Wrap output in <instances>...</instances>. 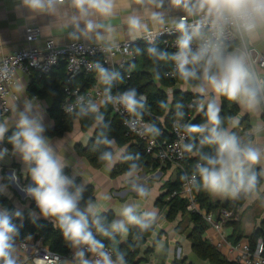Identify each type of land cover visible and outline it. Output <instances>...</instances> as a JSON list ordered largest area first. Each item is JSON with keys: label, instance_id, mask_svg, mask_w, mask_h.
I'll use <instances>...</instances> for the list:
<instances>
[{"label": "crops", "instance_id": "0c3cea01", "mask_svg": "<svg viewBox=\"0 0 264 264\" xmlns=\"http://www.w3.org/2000/svg\"><path fill=\"white\" fill-rule=\"evenodd\" d=\"M152 11L163 13L165 22L163 24L152 23L149 19V14ZM181 15L183 13L180 10L169 6L168 0H164L163 7L159 9L150 5L147 0H144L143 3H137L136 0H115L113 14L110 17L105 18L99 15L88 17L94 24L103 25V27L96 28L91 33H85V22L78 18L79 13L72 7L71 0H65L63 4L57 5L56 10L51 13L32 12L24 6L23 0H0V59L22 48H42L50 39L61 46L72 42L114 45L124 41H137L141 40L146 31H131L127 23L129 17L138 16L142 22L148 25V30L158 31L173 24V21L178 20ZM73 17H77V19L74 20ZM28 27L41 29V36L33 43L26 40ZM98 35L103 39H98ZM238 44L239 40L232 48ZM249 48H254L256 52L264 54V37L249 44ZM249 66L259 77V80L264 82V68L260 66L252 68L250 63ZM36 73L31 75L21 71L17 73L15 84L11 88L12 94L8 98L11 110L7 115L0 117V124H4L7 129L0 142L5 141V137L10 131L18 128L21 113L30 119H38L43 128L42 135L47 139L53 154L64 165L63 170L68 171V174L65 175L72 181L69 189L75 179H79L77 184V189L81 190L79 195H82L89 186L93 188L94 200L92 203L96 205V209L95 212L88 213L87 216L93 218L103 213L113 212L111 232L115 233L116 231L112 228L113 223L123 222L125 227L124 231H120V243L128 241L130 226L137 224L126 220L122 215L123 208L132 207L133 214L137 216L139 223H144L149 219L153 221L152 232L142 249V257L146 258L140 264H174L179 258L186 260L188 264H214L209 259H201L195 252L190 237L194 226L189 215L179 214L175 220H170L167 208H163L159 204V198L167 191L165 184L176 180L178 170H173L171 167L164 170L162 166L158 168L150 166L147 169H139L113 177L111 172L114 166L128 150L127 146L119 147L114 141L111 143V147L114 148L113 143L116 144L117 154L115 151L112 159L102 168H95L85 156L77 151V145L87 146L90 143L95 127L83 131L81 122L75 120L72 131L66 132L63 136L50 134V130L55 125V120L49 113L53 97L50 95L43 98L29 92L33 83L32 76ZM66 73L65 63H60L50 74H47L48 76L43 81L36 80L35 85L37 89L41 90L48 82ZM93 75L96 80L97 75ZM76 82L79 84L80 78L76 79ZM176 88L201 95L205 102L211 97L213 98L210 92L202 95L185 84L177 85ZM221 99L222 97L219 98L220 107ZM237 105L239 113L233 118L238 119L239 123L233 126L230 120L227 127L229 133L234 134L242 144L254 147L261 152L260 162L249 168V172L259 170L260 179L255 189L246 197L245 202L238 207L237 216L233 219L240 222L239 230L243 235L240 241L249 242V236L264 224V102L261 103L260 110L257 112H249L240 104L237 103ZM105 106L108 105L94 110L100 111ZM28 169L29 165L22 160L19 153L15 152L13 158L3 153L0 156V197L7 200L8 206L13 205V210H11L13 214L18 211L21 215L29 213L31 218H40L42 214L38 212L39 208L34 198L26 191L29 187L35 186ZM140 188L144 189L145 195L139 194ZM201 190L205 189L200 180L197 193ZM205 191L214 203H225L231 199V195L212 194ZM32 203H35V207H32ZM87 207L88 204L80 210L84 211ZM6 208L8 209V207ZM220 209L223 207L216 208L212 212L218 215ZM11 211L3 213L9 215ZM21 215L18 217L20 220H22ZM233 234V225H225L224 235L231 243H234L231 239ZM203 236L215 246L217 234L212 227H207ZM149 249L151 252L148 254ZM220 252L231 261V254L226 251Z\"/></svg>", "mask_w": 264, "mask_h": 264}, {"label": "clouds", "instance_id": "9594fccd", "mask_svg": "<svg viewBox=\"0 0 264 264\" xmlns=\"http://www.w3.org/2000/svg\"><path fill=\"white\" fill-rule=\"evenodd\" d=\"M64 2L65 0H23L24 6L32 12L41 13L54 12L56 6ZM136 2L143 3L144 0ZM147 2L157 9L164 5V0ZM168 4L183 13L178 20L173 21L174 28L180 35L176 40L178 51L171 59L176 64L179 78L185 85L192 87L193 91L202 95L210 92L213 96L204 113L206 123L186 129L189 134L207 132L200 143L216 146L214 156H202L204 163L196 165L203 188L212 194L233 197L241 191L251 192L256 187L257 178L255 173L249 174V168L260 162L261 152L242 144L228 129L221 127L219 98L237 102L249 112H257L264 102V82L259 80L249 66L252 51H255L249 50V44L264 37V0H168ZM71 5L78 11V18L85 22L84 32L91 33L103 25L94 24L88 17H110L115 0H71ZM73 19L76 20L77 17ZM149 19L156 24L165 22L163 13L159 11L150 12ZM127 23L131 31H148V25L138 16L129 17ZM228 35L239 40L238 46L231 50L226 42ZM97 38L103 39L99 35ZM149 51L155 54L153 49ZM101 76L105 83L110 80L104 70H101ZM192 81L196 83L190 84ZM121 102L130 113L143 107L134 92L124 94ZM197 110H204L203 101ZM229 119L233 126L239 123L238 119ZM6 131L4 124H0V140H3ZM42 132L38 119H30L21 113L18 130L10 137L14 151L29 165L30 177L35 185L26 190L27 194L34 198L44 217L54 218L66 240L75 245H87L90 251L99 254L102 264H111L107 255L101 251L103 245L89 230L87 214L95 212L96 205L90 201L86 210H80L78 197L81 190L78 188L75 194L69 191L72 181L63 173L64 165L53 154ZM185 147L191 151L190 146ZM2 155L0 152V156ZM101 159L110 161L112 156L105 153ZM138 191L141 196L145 195L143 188ZM133 213L132 207L123 208L122 215L128 222L139 223ZM20 215L18 211L15 213L17 217ZM112 228L125 230L123 222L113 223ZM98 231L104 236L109 235L103 228H98ZM17 234L18 229L12 222V217L7 213L0 214V264H18L13 243ZM77 255L82 258L83 253ZM33 264H59V257L52 258L50 254L37 256ZM81 264L88 262L81 259ZM95 264H101V260H97Z\"/></svg>", "mask_w": 264, "mask_h": 264}, {"label": "trees", "instance_id": "16d2710c", "mask_svg": "<svg viewBox=\"0 0 264 264\" xmlns=\"http://www.w3.org/2000/svg\"><path fill=\"white\" fill-rule=\"evenodd\" d=\"M237 41L230 43V49L236 44ZM132 49L135 52V59L123 68H117L114 71L106 73L110 80L105 83L103 87L106 90H125L134 92L135 96L144 95L146 100L140 102L143 104L142 108H137L136 113L140 114L149 121L152 125V131L159 138H171V128L175 121H179L182 125L187 127L194 125H201L206 123L204 113L207 109V104L213 99L212 97L205 102L204 97L195 93L186 92L177 89V85H184L180 80L178 72L174 77L169 76V71L173 68L174 61L171 59L173 52L166 48L161 43L155 45L148 44L141 40H137ZM153 49V52L149 50ZM163 54V55H161ZM48 75L38 73L34 74L33 83L29 89L30 93L39 95L40 97H53V104L49 109L51 117L55 120L54 127L50 130V134L55 136H63L66 132L72 131L75 120H79L82 125L83 131L95 127L93 138L87 146L77 145L79 154L85 156L95 168H102L109 161L102 160L101 157L105 153L113 156L114 151L111 143L114 141L119 147L127 146L128 150L121 157L119 162L114 166L111 175L116 177L123 173L136 171L139 169H147L150 166L153 168L163 167L164 170L170 167L159 161L153 159L145 151L143 144L135 137L127 135L126 127L123 125L122 118L112 112L110 106L103 107L100 111H95L92 108H81L74 113L66 114L60 109L61 101L64 97V86L66 83V76L62 75L54 80L48 82L43 89H37L35 85L36 80L43 81ZM80 83L75 80V84L82 87H88L95 82L94 75H81ZM77 78V79H78ZM195 81L190 84H195ZM189 86V85H188ZM171 90V94L168 92ZM204 102V110L198 111L200 102ZM239 113V108L236 102L229 101L222 97L221 99V127L227 129L230 123V117L233 118ZM18 128H14L5 137L4 143L13 148L10 143V137L16 132ZM207 135L204 134H191L188 146L191 151L187 150L185 159V170H179L175 181L167 182V191L159 198V204L163 208H167L168 218L175 220L179 214H188L191 222L193 223V231L190 235L194 250L197 255L203 260H210L214 264H238L235 261L226 259L213 244H211L203 236L208 225L204 221L202 215L198 213H189L186 210V201L178 196H174V192L181 189L182 183L186 174L192 173L196 170L198 162L204 163L201 159L202 156L212 157L216 153L215 145L201 144L200 141ZM136 140V141H135ZM106 141L110 143H106ZM14 149V148H13ZM64 174H68L67 170H63ZM255 173L257 181L260 179V171L249 172ZM201 180V177H200ZM199 180V182H200ZM79 179L74 180V184L69 189L73 194L76 193L77 184ZM250 193L242 194L240 197H233L225 203H214L211 201L208 193L201 190L198 193V201L201 208L208 212L220 207L237 209L241 206L246 197ZM2 202H7L6 199L0 197ZM94 200L93 188L89 186L82 195L78 197V207L81 209L83 206ZM0 202L4 205V203ZM35 207V203H32ZM8 209L13 210V205H9ZM40 213V210H38ZM12 220L19 223L17 237H22L30 232L42 238L43 242L53 251L59 253H68L72 247V241L66 240L60 229L52 217L31 218L29 213H25L22 220L15 214L11 215ZM113 212L103 213L93 218L87 216L89 230L97 231L99 240L113 248L115 258L122 260L125 264H140L145 258L142 257L143 246L147 242V238L152 232V220H147L144 223H137L130 226L129 238L126 243H120V230L116 229L115 233L111 232V223L113 221ZM234 227V234L231 239L234 243L243 238L239 230L240 222L233 220L226 223ZM98 228H103L109 232L108 236H104L98 231ZM259 238L264 241V224H262L251 236L249 242L252 247H255ZM151 250H148V254ZM186 263V260H177L174 264ZM191 264V263H190Z\"/></svg>", "mask_w": 264, "mask_h": 264}, {"label": "built area", "instance_id": "2783aa9c", "mask_svg": "<svg viewBox=\"0 0 264 264\" xmlns=\"http://www.w3.org/2000/svg\"><path fill=\"white\" fill-rule=\"evenodd\" d=\"M179 35L180 33L171 24L158 31H146L141 41L151 45L161 43L175 54L178 51L176 40ZM40 36L41 29L39 27H28L26 29V40L29 43L35 42ZM235 41H238V39L233 35H228L226 41L228 44ZM135 42L124 41L114 45L72 42L61 46L50 39L46 41L45 46L42 48H22L1 58L0 117L7 115L11 110L8 98L12 94L11 88L15 84L19 71L28 75L34 72H37L39 75L50 74L60 63H65L67 76L64 86V97L60 104V109L64 113H74L81 108L99 109L104 105H108L114 114L122 118L127 135L133 136L140 141L148 155L162 164H169L173 170L184 171L187 154L185 146H188L191 136L185 126L179 121H175L171 128L172 137L159 138L152 131V125L149 121L136 112L130 113L121 102V97L129 93V91H112L106 90L103 87L104 79L101 76V70L108 73L117 68H123L126 64L133 61L135 59V52L132 46ZM195 46L196 41L193 43V47ZM252 49L254 48H249L250 51ZM250 65L252 68L255 66L264 68V54L252 51ZM176 72L177 68L174 62L173 68L169 71V76L174 77ZM91 73L97 75V79L92 85L82 87L75 84V80L79 76ZM135 97L139 103L146 100L144 95ZM0 152L12 158L15 154L14 149L4 142H0ZM199 180L200 175L197 169L192 173L186 174L180 191L174 192L173 195L186 201L187 212L202 215L208 227H212L217 234L214 243L216 248L231 254V261H235L238 264H264V241L262 238L257 241L255 247H252L248 241L231 243L224 235V227L229 220L235 219L238 213L237 209L223 208L220 209L218 215H215L213 212H208L201 208L197 193ZM247 193L241 191L235 197H240L242 194ZM12 222L18 229L19 223L14 220ZM90 231L94 238L103 245L101 251L107 255L111 264H125L122 260L115 258V253L111 246L105 245L99 240L97 231ZM13 243L16 249L15 255L18 264H33L35 257H43L46 254H50L52 258L59 257V264L81 263V259L88 262V264H95L97 260H101L102 264V258L99 254L90 251L87 245H75L72 243V247L68 253H59L51 250L41 237L30 232L22 237L15 235ZM77 253H83L82 258L78 257Z\"/></svg>", "mask_w": 264, "mask_h": 264}, {"label": "rangeland", "instance_id": "374dc122", "mask_svg": "<svg viewBox=\"0 0 264 264\" xmlns=\"http://www.w3.org/2000/svg\"><path fill=\"white\" fill-rule=\"evenodd\" d=\"M183 88H186V87H183ZM168 92L171 94L172 91L169 90ZM113 146H114L113 151H114V153H115V151H116V154H117L118 149H117V147H116V144L113 143ZM116 157H117V155H116ZM0 202H2V201L0 200ZM2 203H4V205L0 203V214H4L3 212H7V213H9V210L6 208V207H8L7 202H6V203H5V202H2ZM32 207H33V205H32ZM12 212H13V211L10 212V214H9L10 216L13 214ZM29 215H30V214H29ZM21 216H22L21 218L23 219V217H24V213H22ZM30 217H31V215H30Z\"/></svg>", "mask_w": 264, "mask_h": 264}]
</instances>
